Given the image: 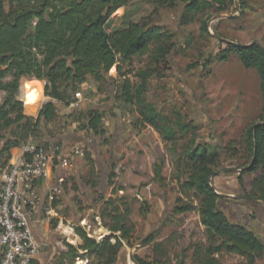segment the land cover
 Returning a JSON list of instances; mask_svg holds the SVG:
<instances>
[{
  "label": "rangeland",
  "instance_id": "374dc122",
  "mask_svg": "<svg viewBox=\"0 0 264 264\" xmlns=\"http://www.w3.org/2000/svg\"><path fill=\"white\" fill-rule=\"evenodd\" d=\"M125 12L131 22L144 30L156 29L163 38L151 40L146 53L121 60V70L110 72L113 80L101 91L87 97L77 94L71 106L56 103L57 117L44 122L37 139L30 140L55 153L50 186L33 216L36 221L48 219L41 228L44 233L48 229L49 255L34 264H106L81 250L83 242L76 229L99 243L108 239L114 245L113 236L120 234L109 231L106 225L113 221L108 214L126 215L127 209L133 231L128 239H121L113 264H136V258L147 264H203L213 240L201 223L198 196L185 187L187 165L182 175V160L187 163L186 155L196 146L215 157L211 186L221 197L220 209L264 245V202L249 196L261 173L246 171L251 160L246 153L247 132L264 117L260 78L237 57L218 60L228 43L256 42L264 48V0H234L226 13L191 14L188 23L183 3L161 8L153 0H131L113 17L110 31L125 26ZM203 21L209 34L202 30ZM159 48L165 55L157 62ZM141 74L147 76L146 104H153L176 130L179 121L186 126L174 142L144 126L140 108L123 97V82L135 91L143 81ZM44 83L35 79L23 83L26 115L38 114L49 101L42 94ZM28 84L41 94L42 103L40 99L38 104L26 102ZM87 88L85 84L83 89ZM3 97L0 94V103ZM92 112L101 118L94 131L88 119ZM65 162L66 167H61ZM9 164L0 158V185L2 170ZM158 166L163 170L162 183L155 178ZM58 177L64 178L62 184ZM55 187L60 193L53 191ZM49 206L56 214L47 215ZM187 206L194 211H179ZM68 246L86 258L71 252L65 255ZM214 257L220 264H246L243 257L226 252ZM256 264H264V259Z\"/></svg>",
  "mask_w": 264,
  "mask_h": 264
},
{
  "label": "trees",
  "instance_id": "16d2710c",
  "mask_svg": "<svg viewBox=\"0 0 264 264\" xmlns=\"http://www.w3.org/2000/svg\"><path fill=\"white\" fill-rule=\"evenodd\" d=\"M131 0H0V94L4 97L0 103V158L12 159V152L20 149L31 139H37L42 124L57 117L56 103L71 106L77 102L76 95L84 97L99 92L112 77L110 72L117 69L120 61H129L137 54L148 51L153 39H162L158 30H144L131 22L124 14L122 28L110 31L111 21L121 8H126ZM161 8H173L183 3L185 18L191 22V14L206 12L226 13L234 5V0H153ZM204 33L209 34L207 21L201 24ZM163 48L158 49L155 61L164 57ZM237 57L244 68L254 69L260 78V88L264 100V49L254 42L248 46L228 43L218 56L221 62ZM212 61H208L206 66ZM121 73H119L120 76ZM143 81L133 91L127 81L121 91L126 102L137 105L139 114L144 119V126H151L166 141L174 142L178 132L184 131L185 125L178 122L177 129L162 118L153 104H146L144 94L147 89L146 74H141ZM45 81L43 95L49 101L43 105L38 118L24 113L22 85L31 80ZM87 84L88 88L83 89ZM30 87L29 84L27 86ZM120 88V87H119ZM70 92L72 95L68 96ZM41 97L35 89L29 88L26 102L37 103ZM89 125L94 131L101 123L98 113L89 115ZM255 126V129H254ZM251 127L246 136L250 165L249 173H261L252 183L250 198L264 202V117ZM183 135V134H182ZM187 163L182 160L186 180L185 187L194 190L200 200L199 215L202 225L213 242L205 255L203 264H220L216 254H234L243 257L246 264H256L264 259V245L250 230L231 222L219 207L220 195L211 186V178L216 166L215 157L206 149L196 146L186 155ZM163 170L158 166L155 178L164 182ZM243 186L242 177L239 178ZM160 183V184H161ZM180 212L194 211L193 207H181ZM109 213L112 225H106L113 234L116 244L105 239L102 243L89 238L82 229H76L83 244L80 247L85 254L113 264L117 247L121 239H128L133 231L130 211L116 215ZM115 215V216H114ZM150 244L149 241L145 242ZM219 243L218 246H216ZM69 251L79 259L85 254L68 246ZM136 264H147L136 258Z\"/></svg>",
  "mask_w": 264,
  "mask_h": 264
},
{
  "label": "built area",
  "instance_id": "2783aa9c",
  "mask_svg": "<svg viewBox=\"0 0 264 264\" xmlns=\"http://www.w3.org/2000/svg\"><path fill=\"white\" fill-rule=\"evenodd\" d=\"M77 96L80 97V94ZM22 155L12 159L2 170L0 185V264H34L49 242H38L34 235L40 196L35 183L51 179L54 151L35 146L29 141L21 148ZM77 154L84 153L77 149ZM65 162L61 167H66ZM60 184L64 182L59 179ZM57 194L58 187L53 188ZM47 213H53L47 211Z\"/></svg>",
  "mask_w": 264,
  "mask_h": 264
},
{
  "label": "crops",
  "instance_id": "0c3cea01",
  "mask_svg": "<svg viewBox=\"0 0 264 264\" xmlns=\"http://www.w3.org/2000/svg\"><path fill=\"white\" fill-rule=\"evenodd\" d=\"M44 96V95H43ZM43 102V99L41 98L40 99V103H42ZM32 103V102H31ZM39 103V101L37 102V104ZM36 104V105H37ZM42 104H40V106H41ZM42 107H43V105L41 106V108L39 109V112H38V114L37 113H33L32 111V113H30L29 114V116H31V117H34V118H38V116H39V113H40V110L42 109ZM37 114V116H35ZM22 155V152H21V149H15L14 151H13V155H12V159H16V158H18V157H20ZM11 159V160H12ZM11 162V161H10ZM57 178V177H56ZM59 179H63L64 180V178H62V177H58V180ZM51 180L52 179H48V180H44V181H39V182H37V183H35V189L37 190V192H38V195L40 196V199H41V197H42V195L44 194V193H46L47 192V188L50 186L49 185V183H51ZM40 210V209H39ZM47 211H52L53 213H47V215H53V214H56V211L54 210V208H52L51 206H49L48 208H46V212ZM36 219V218H35ZM48 221V219L47 218H44L43 217V219H41L40 218V220L39 221H37V224H39V225H37V224H35V226H34V235H35V238H36V240L38 241V242H44V241H48L49 242V238H48V235H45V233H47L48 232V229L47 228H45L46 229V232L44 233V230H42V228H41V226H45V222H47ZM39 232H41V233H39ZM42 234V235H41ZM48 234V233H47ZM43 238H42V237ZM49 253V251L48 250H44L42 253H41V255L38 257V259L36 260V261H41V260H43V258H48V253Z\"/></svg>",
  "mask_w": 264,
  "mask_h": 264
},
{
  "label": "water",
  "instance_id": "95a60500",
  "mask_svg": "<svg viewBox=\"0 0 264 264\" xmlns=\"http://www.w3.org/2000/svg\"><path fill=\"white\" fill-rule=\"evenodd\" d=\"M236 7L238 8L239 6H238V5H236ZM243 46L245 47V46H248V45H243ZM263 49H264V48H263ZM254 129H255V126H254ZM214 175H215V174H213V176H214Z\"/></svg>",
  "mask_w": 264,
  "mask_h": 264
},
{
  "label": "bare ground",
  "instance_id": "6f19581e",
  "mask_svg": "<svg viewBox=\"0 0 264 264\" xmlns=\"http://www.w3.org/2000/svg\"><path fill=\"white\" fill-rule=\"evenodd\" d=\"M69 229V228H68ZM67 230V229H66Z\"/></svg>",
  "mask_w": 264,
  "mask_h": 264
}]
</instances>
